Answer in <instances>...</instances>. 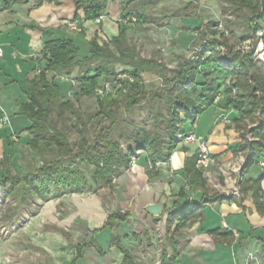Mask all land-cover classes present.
Instances as JSON below:
<instances>
[{"label": "crops", "instance_id": "obj_1", "mask_svg": "<svg viewBox=\"0 0 264 264\" xmlns=\"http://www.w3.org/2000/svg\"><path fill=\"white\" fill-rule=\"evenodd\" d=\"M72 1H46L35 5L34 1L23 0L10 8L0 5V46L3 48L0 55V159H8L15 173L30 171V156L34 164L40 165L36 161L40 157L26 144L30 121L20 114V106L26 101L28 79L35 74L39 60L45 63L40 57L46 41L72 38L79 47V56L87 55L88 41L95 35L100 40H108L118 34L116 18L127 5V0L109 1L100 23L82 20V34L68 25L76 15L84 17L82 11H76ZM135 4L133 2L131 7ZM179 19L181 23L175 30L182 47L195 41L196 35L191 32L202 19L197 23L189 20L194 19L192 17ZM150 25L162 29L168 23L164 26L139 24L148 32ZM132 32L130 26L128 37ZM138 41L147 45L143 36L139 35ZM84 48L87 51L81 54ZM54 82L60 86L63 96H73L78 90L69 80L55 79ZM220 101L218 97L186 126L187 132L194 129L206 139L217 163L208 170L194 166L203 171L206 192L188 183L187 169L193 165L197 145L179 142L167 166L157 172L149 170L143 153L112 186L95 192L53 193L48 198L20 204L9 220L22 225L10 240L15 246L2 253L26 255L16 264H125V254L132 257L134 264H264V168L261 166L264 158L243 171L247 156L235 152V144L241 142L236 124L239 114L221 107ZM5 114L9 116V124L1 123ZM12 139L18 145H10ZM261 176L260 196L255 201V192L240 190V182L256 181ZM103 189L115 194V198L104 199L100 193ZM183 193L188 197L192 212L184 221L178 218L171 222L170 213L177 204L186 201ZM213 193L233 197L207 201ZM152 203L163 205L159 214L147 209ZM113 212L125 216L106 225Z\"/></svg>", "mask_w": 264, "mask_h": 264}, {"label": "trees", "instance_id": "obj_2", "mask_svg": "<svg viewBox=\"0 0 264 264\" xmlns=\"http://www.w3.org/2000/svg\"><path fill=\"white\" fill-rule=\"evenodd\" d=\"M23 0H0L3 8H10ZM60 3L61 0H24ZM109 1L115 0H73L76 11L83 12V18L76 17L82 29V20L95 21L106 11ZM162 0H127L123 17L136 16L137 24L153 23L164 26L174 17H192L191 7L201 0H189L187 4L158 18L153 14ZM136 4L131 7V4ZM224 10L231 14L251 12L248 26L237 44L231 38L216 37L217 21L199 22L193 31L195 45L203 44L205 49L196 57L187 58L177 67L169 68L167 63L156 57H146L136 43L128 37L130 25L119 24V32L108 40H100L98 35L89 42V53L79 56V47L72 38L49 39L37 67L43 71L28 79L26 101L20 106V114L26 116L30 125L27 128L26 144L41 160L40 165H29L27 173H15L8 159H0V186L7 198H11L18 208L8 219H13L20 204L51 194L70 192H95L97 189L112 186L115 178L130 168L134 158L146 155L149 170L157 172L158 161L168 162L179 143L178 135L187 132L186 126L221 97L219 105L237 111L236 124L241 142L235 144V152H243L246 164L243 171L254 162L264 158V75L257 68L253 57L254 50L243 51L237 46L253 36L252 22L264 14V0H220ZM184 11V12H183ZM197 18V17H195ZM235 38L232 25L226 23ZM213 36V37H210ZM264 42V36H263ZM218 44L228 48L226 54L218 50ZM211 52L210 54L208 52ZM124 66L134 77L130 89L116 96L96 98L98 110L91 115L84 112L76 103L83 96H93L94 88L103 80L117 74V67ZM60 72L81 82L72 97L63 96L61 88L54 82L50 73ZM75 72L76 75H75ZM160 76L168 84L166 88H149L144 75ZM76 98V99H75ZM145 113L139 123L134 119L136 110ZM72 134L77 138L73 139ZM249 137H252L249 139ZM10 145H18L13 139ZM196 154L190 166L188 180L194 189L206 192L207 180L203 171L195 168ZM240 182V190H253L255 201L260 196V181ZM185 203L177 204L169 217L171 222L189 218L192 210L186 194ZM233 196L213 193L207 201L231 199ZM206 202V201H205ZM194 211V210H193ZM124 213L109 214L106 225ZM134 264L132 257L125 254L124 262Z\"/></svg>", "mask_w": 264, "mask_h": 264}, {"label": "rangeland", "instance_id": "obj_3", "mask_svg": "<svg viewBox=\"0 0 264 264\" xmlns=\"http://www.w3.org/2000/svg\"><path fill=\"white\" fill-rule=\"evenodd\" d=\"M201 1L198 2L197 5L191 7L192 14H194V16L197 18L194 17V19H189V20L190 21L193 20L192 23H197L199 19L200 20L202 19L203 23L208 22V21H217V22L222 21L225 26H227L226 23L228 25L230 23V25H232L234 29V34L236 36L234 38L231 36V34H229L228 36L224 38H229V39L231 38L230 42L233 44H237L239 41V38H237V36H240L246 30L248 26V17L252 15L251 12L249 10H246L242 14L240 13L238 15L237 14L233 15L230 13V10L227 11L223 9V6L220 3V0H206L205 2H201ZM187 2H189V0H162L160 2V5L156 6L157 10H152V11H153L154 16L158 18H162L164 14L169 15L172 12H175L176 10H178L179 8L184 7L187 4ZM180 23L181 21L179 17H174V18L169 19L168 25H166L162 29H160L157 26L150 25L149 29H151V31L149 32L148 30L146 31L143 30V27L139 26L137 23L132 24L131 28L133 29V32L130 33L129 37L132 38L131 40L133 42L139 45L142 52L144 50L143 55H145L146 57L159 58L161 61L167 63L168 65L167 67L174 68L178 66L179 62L187 58H190V56L193 55L194 53L193 51L195 50V47H196L194 43L195 41H193V43L191 44H188L187 46L180 47V45L178 44V42L180 41L179 39H177L179 38L178 32L177 30H175V28H177L176 25ZM134 34H136L137 36H134ZM191 34H193L194 36L196 35L194 32H191ZM139 35L144 37V39L147 42V45H144V44L142 45L141 42L138 41ZM243 43L238 45L237 49H240V46ZM85 51H87L85 50V48L81 50V54L83 53L85 54ZM256 61H257L258 70L264 75V56H259V58H257ZM123 69H125L124 66L122 67L119 65L117 67V70H123ZM144 79H145V82L147 83V87L149 88L168 87V84L160 76L145 74ZM76 103L84 112H87L91 115L95 114L98 110V101L96 97L94 96H83L82 98L77 99ZM145 116H146L145 113L144 114L141 113L139 109L136 110L134 113V119L138 123L142 121L145 118ZM188 124H190V122ZM72 138L76 139L77 135L72 134ZM251 138L252 137H249V139ZM136 158H134V160L132 161V164L136 160ZM30 160L34 164L35 161L33 158H31V156H30ZM25 161H28V159H26ZM36 161L39 164H41L40 158H38ZM230 167H227V168H230ZM148 168L151 169L150 165H148ZM227 170L228 169H226V171ZM219 172L223 174L221 170H219ZM227 172H224V174L228 175ZM116 180L117 179L115 178L114 182ZM212 184L214 185L213 182ZM100 193L104 199L112 200L113 198H115V194L113 195L107 189H103ZM15 205L16 203L11 198L6 197L3 188L0 186V264H16L19 262L18 259H22L26 256L24 254H18L14 256L12 254L2 253V251L8 252L9 249L11 250V248L15 246L14 242L10 240L13 239V233L22 226L20 223L18 224V223L9 222L8 216L12 212L13 213L15 212L13 211V206L18 208V206H15Z\"/></svg>", "mask_w": 264, "mask_h": 264}, {"label": "built area", "instance_id": "obj_4", "mask_svg": "<svg viewBox=\"0 0 264 264\" xmlns=\"http://www.w3.org/2000/svg\"><path fill=\"white\" fill-rule=\"evenodd\" d=\"M104 18V15L99 16L95 22L100 23ZM138 18L136 16L132 17H123L118 16L116 18V21L118 24H124V25H132L137 23ZM257 29H254L253 36L246 40L241 46L240 49L243 51H250L254 50L253 57L255 59L259 58V56H264V42H263V36H264V14L261 18H255L252 22L253 28H255L256 25H258ZM68 25L76 30L81 31V27L78 25L77 21L69 22ZM216 30L218 31V35L216 37L220 36H228L230 34L229 29L223 24L222 21H218V24L215 25ZM213 37V36H210ZM206 40H203V44L200 46H196L195 50L193 51V55L190 56L191 59L196 57V53L200 52L201 50L205 49L204 43ZM218 50L222 52V54H226L229 50L226 45L224 44H218L217 46ZM211 53L210 51L208 52ZM3 54V48L0 46V55ZM43 69L41 67H37L36 72L41 73ZM53 75L54 80L59 79L61 81L63 80H69L73 83L74 86H77L80 90L81 88V82L71 76H67L65 74H62L60 72H54L50 73ZM134 82V77L129 73V71L123 70H117V74L113 76L112 78L103 80L100 84H98L93 91V96L96 98H104L107 96H116L118 93H126L129 91L132 83ZM226 119V117H224ZM10 119L7 114H5L2 117L1 123L2 124H9ZM195 128V127H194ZM15 138V137H14ZM179 142L184 143H195L197 145L196 149V165L199 168H202L204 170L210 169V167L216 163V160L214 156L212 155L210 148L208 146V143L205 138L198 135L195 130L181 133L178 135ZM16 140V138H15ZM169 162V161H168ZM168 162L164 161H158L156 163V166L158 168L167 166ZM261 166L264 168V161L261 162ZM172 172V170L170 171Z\"/></svg>", "mask_w": 264, "mask_h": 264}, {"label": "water", "instance_id": "obj_5", "mask_svg": "<svg viewBox=\"0 0 264 264\" xmlns=\"http://www.w3.org/2000/svg\"><path fill=\"white\" fill-rule=\"evenodd\" d=\"M162 208H163V205L160 203H156V204L152 203V204L147 205V209L154 214H159Z\"/></svg>", "mask_w": 264, "mask_h": 264}]
</instances>
